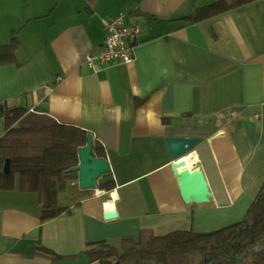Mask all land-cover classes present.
Wrapping results in <instances>:
<instances>
[{"label":"crops","instance_id":"crops-1","mask_svg":"<svg viewBox=\"0 0 264 264\" xmlns=\"http://www.w3.org/2000/svg\"><path fill=\"white\" fill-rule=\"evenodd\" d=\"M216 1L0 0V44L13 32L18 40L16 62L0 65V105L86 130L111 167L96 189L61 180L57 201L69 212L49 220L18 175L0 188V264H99L89 243L119 248L142 229L205 232L244 218L264 182V0L192 20ZM121 12L141 29L134 60L89 67L102 18ZM168 137L200 138L187 156L206 177L207 202L184 201ZM228 138L231 147L214 154L209 143ZM108 191L116 198L107 201ZM106 203L116 219L92 214Z\"/></svg>","mask_w":264,"mask_h":264},{"label":"trees","instance_id":"trees-1","mask_svg":"<svg viewBox=\"0 0 264 264\" xmlns=\"http://www.w3.org/2000/svg\"><path fill=\"white\" fill-rule=\"evenodd\" d=\"M253 1L218 0L197 9L192 20ZM17 44L15 32L8 44H0V65L16 62ZM2 118L5 132L0 137V188H12L18 175L22 188L43 197V220L69 212V207L57 201L58 184L78 178L70 170L77 167L78 151L87 144L89 133L20 107L5 109ZM93 153L104 156L94 143ZM7 159L8 173L4 171ZM105 187L112 189L113 184L106 183ZM37 253L58 258L40 245ZM85 253L99 264H264V182L240 221L205 232L178 229L157 235L142 229L137 237L122 236L119 248L102 240L89 243Z\"/></svg>","mask_w":264,"mask_h":264},{"label":"water","instance_id":"water-1","mask_svg":"<svg viewBox=\"0 0 264 264\" xmlns=\"http://www.w3.org/2000/svg\"><path fill=\"white\" fill-rule=\"evenodd\" d=\"M4 110V105H0V117L3 116ZM93 139V135L89 134L87 144L78 151L79 163L77 167L70 170L78 174L79 185L82 189H96L99 186V179L111 172L107 159L98 157L93 153ZM199 142V137H168L166 139L171 157L177 161L174 172L178 176L177 181L186 203L191 200L198 203L207 202L211 196L203 171L190 167L183 159ZM231 145L230 138L221 143L216 141L209 143L212 152L216 155L225 152ZM9 168L10 160L7 159L4 171L8 173ZM92 214L106 221L118 217L115 203H106L101 209L92 210Z\"/></svg>","mask_w":264,"mask_h":264},{"label":"built area","instance_id":"built-area-1","mask_svg":"<svg viewBox=\"0 0 264 264\" xmlns=\"http://www.w3.org/2000/svg\"><path fill=\"white\" fill-rule=\"evenodd\" d=\"M126 14L121 12L115 18H102L105 32L103 45L94 53L88 54L85 63L95 69L99 65L111 63H131L141 29L125 21Z\"/></svg>","mask_w":264,"mask_h":264},{"label":"bare ground","instance_id":"bare-ground-1","mask_svg":"<svg viewBox=\"0 0 264 264\" xmlns=\"http://www.w3.org/2000/svg\"><path fill=\"white\" fill-rule=\"evenodd\" d=\"M183 159L187 162V164H188L190 167L193 166V163H194V157H191V156H187V155H186V156L183 157ZM176 163H177V161H176ZM105 196L107 197V201H110V200H112V198L109 199L110 197L116 198V193L113 192V191H108V192L105 193ZM96 210H97V209H96Z\"/></svg>","mask_w":264,"mask_h":264},{"label":"rangeland","instance_id":"rangeland-1","mask_svg":"<svg viewBox=\"0 0 264 264\" xmlns=\"http://www.w3.org/2000/svg\"><path fill=\"white\" fill-rule=\"evenodd\" d=\"M1 125H2V120L0 119V127H2ZM68 185H71V184H68ZM63 198H64V197H63V196H61V198H60L59 200H61V201H62V200H63Z\"/></svg>","mask_w":264,"mask_h":264}]
</instances>
